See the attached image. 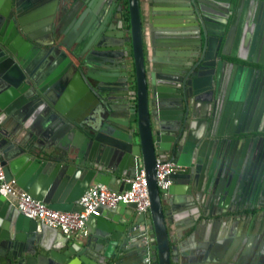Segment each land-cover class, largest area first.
<instances>
[{"label":"water","instance_id":"obj_1","mask_svg":"<svg viewBox=\"0 0 264 264\" xmlns=\"http://www.w3.org/2000/svg\"><path fill=\"white\" fill-rule=\"evenodd\" d=\"M196 1L205 14L202 0ZM165 2L171 15L151 25V37L188 34L190 26L174 16L183 13L182 1ZM29 4L28 14L18 21L33 39H22L15 28V39L3 35L5 26L0 31V162L5 178H14L51 208L82 210L78 200L90 186L128 189L125 179L141 167L149 206L146 212L137 211L135 202L100 206L87 219L88 235L69 237L27 217L0 192V264L263 263L264 246L251 249L259 227L243 219L255 205H248L243 193L251 174L255 193L264 189L260 138L252 136L264 132V111L254 114V103L251 113H245L246 86L242 91L239 84L253 68L228 58L264 65L263 59L250 57L258 39H223L218 32L213 34L221 35L219 39L197 43L170 39L173 45L197 44L201 54L196 64L182 53L164 52L154 54L147 69L140 3L127 0L131 84L127 71L107 68L123 41L122 32L111 28L94 39L99 29L77 22L69 38L61 39L66 47L75 46L74 55L87 41L107 50L86 55L81 62L85 73L63 54L47 66L38 64V24L26 25L38 11L29 12ZM55 6L53 0L44 10L52 14ZM200 27L205 35V26ZM49 29L48 24L41 32ZM157 159L178 166L164 189L156 183ZM189 206L195 216L181 220L179 210Z\"/></svg>","mask_w":264,"mask_h":264},{"label":"flooded vegetation","instance_id":"obj_2","mask_svg":"<svg viewBox=\"0 0 264 264\" xmlns=\"http://www.w3.org/2000/svg\"><path fill=\"white\" fill-rule=\"evenodd\" d=\"M7 1L9 5L5 7ZM27 1L30 2L28 8L31 9H29V12L38 11L37 18L26 23V25L38 24V26L35 27L36 36L34 38L40 41V43L35 44L37 47L36 56L38 64L47 66L51 59L63 54L65 57L72 60L79 71L85 73L86 67L81 62L85 59L86 55H93L96 53L104 54L107 50L100 49L96 47V43L93 45V42L89 44L87 41L83 42V45L76 51L77 55H74L73 48L75 46L72 45V47L68 48L61 43V39L69 38L68 33L71 27L77 22L79 24L83 23L84 27L91 24L95 25L96 30L99 29L94 39H100L103 35L102 31L108 28H111L115 32H122V44L118 46V49L113 50L115 55L113 58L114 61L113 64L107 68L113 71L117 70L118 72L127 71L128 81L131 82V84L134 83L127 0H56L55 10L52 14H47L44 8L53 0H0V31L3 26H5L3 28V35L6 34L8 37L11 36L10 39H15V35L12 34V28L16 29V34L20 35L22 39H33L22 32L18 21L20 17L22 18L28 14L26 13ZM165 1L167 0H139L143 31V55L145 67L147 69L150 67L151 57H153L154 54L164 56V52L168 53V55L170 52L182 53L184 59H188V62L193 61L195 65L198 56L201 54L199 46L197 44H186L184 46L173 45V40L170 39H191L194 43H197L199 39H219L221 35H214L213 32L223 33V39H225L227 35L229 39H258L250 57L256 60L261 58L264 61V0H254V5L251 6L249 2L251 0H202V8L204 10L203 12H205V14H203L204 16L201 14L196 0H181V10L184 11L182 14H179L180 12L174 14V16L179 17L180 22L190 26L189 33L181 36L161 34L159 37L156 35L151 37V25L154 26L163 21L161 17L171 15L168 11L166 12L169 5L165 4ZM17 2L18 4H16ZM237 4L238 7L236 9ZM236 11L237 15L235 19H233ZM209 12H214L215 14ZM82 14L83 16L79 21ZM50 17L51 20L46 22ZM9 24H11L10 30ZM48 24L50 29L47 32H41V28ZM200 26H205V35ZM154 31L155 30H153V32ZM207 31H211V34ZM156 39H163V41ZM158 41H161V43L157 44ZM249 53L250 52L247 51L245 52L247 55ZM228 58L238 64H244L247 67L253 68L249 76L244 73L239 84L241 85L242 91L244 89L243 86H246L244 91L245 103L243 104V108L246 109L245 113H251L254 103L256 104L254 114L256 110L259 111V108L264 111V82L261 83V80H264V65L256 61L247 62L236 59L235 57ZM247 79L248 82L245 83ZM250 134H247V136ZM253 135H259L261 159L264 160V132L253 133L252 136ZM249 145L255 144L250 143ZM247 174L249 175V173ZM262 177L260 181H262ZM249 178H251L253 182L255 180V175L251 174ZM252 182L250 184L246 182L243 198L248 205L255 206L245 214L243 219L247 220L246 222L249 224L253 223L254 228L257 226L254 222L259 218L258 231L254 235V238L251 239V249H253L254 246L256 249H259L264 246V189L260 188L259 194L257 195L255 193V187H252ZM248 184L250 185L249 188ZM241 190L243 189L241 188ZM232 194H234V192ZM252 255L255 254L252 253ZM188 258H190V256H188ZM203 264L214 263L210 262ZM226 264L229 263L227 262ZM240 264H251V262L242 261ZM259 264H264V262H260Z\"/></svg>","mask_w":264,"mask_h":264},{"label":"built area","instance_id":"obj_3","mask_svg":"<svg viewBox=\"0 0 264 264\" xmlns=\"http://www.w3.org/2000/svg\"><path fill=\"white\" fill-rule=\"evenodd\" d=\"M177 164L172 160H156L155 176L158 188L164 189L171 183V175L177 170ZM130 184L128 189L112 190L104 184L90 186L79 198L82 210H60L49 207L21 189L14 178H5L0 162V192L8 198L14 206L27 217L42 221L57 227L69 237H86V226L90 215L98 214V207L115 206L119 201L135 202L136 210L146 212L149 197L144 170L140 167L133 176L125 179ZM146 258L145 261H148Z\"/></svg>","mask_w":264,"mask_h":264},{"label":"crops","instance_id":"obj_4","mask_svg":"<svg viewBox=\"0 0 264 264\" xmlns=\"http://www.w3.org/2000/svg\"><path fill=\"white\" fill-rule=\"evenodd\" d=\"M93 185H96V184H93ZM176 185L180 187V186H182V183L179 182ZM194 213H195L194 209L189 206V207H185V208L180 209L178 212V216L181 218V220L188 221V220H191L195 216ZM254 223L258 225L259 224V218L257 220H255ZM252 225H253V223H252Z\"/></svg>","mask_w":264,"mask_h":264},{"label":"trees","instance_id":"obj_5","mask_svg":"<svg viewBox=\"0 0 264 264\" xmlns=\"http://www.w3.org/2000/svg\"><path fill=\"white\" fill-rule=\"evenodd\" d=\"M127 13V12H126ZM128 16V15H127Z\"/></svg>","mask_w":264,"mask_h":264}]
</instances>
